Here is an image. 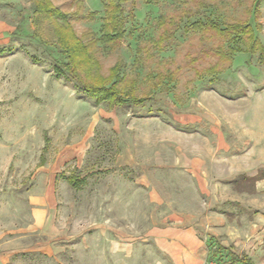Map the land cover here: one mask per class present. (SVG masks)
<instances>
[{
  "label": "rangeland",
  "instance_id": "374dc122",
  "mask_svg": "<svg viewBox=\"0 0 264 264\" xmlns=\"http://www.w3.org/2000/svg\"><path fill=\"white\" fill-rule=\"evenodd\" d=\"M142 1L120 5L117 15L125 18V36L114 52L90 49L99 63V75L105 77L119 67L126 82L122 86L127 89L134 81L133 95L148 98L142 105L110 109L105 104L95 106L75 82L55 78L53 66L64 56L54 35L55 21L35 14L37 3L0 0V19L14 29L9 42L0 44V249L42 239L30 229L36 200L48 189L56 202L57 226L69 228L71 235L72 227L95 228L70 241L56 259L31 254L25 264H57L56 260L105 264L112 258L109 241L116 236L105 234L100 226L125 221L130 226L138 212V223L146 230L151 206L145 191L137 188L136 193L132 185L143 173L140 165L151 164L154 151L164 165H171L180 153L175 144L181 153L191 146L188 153L200 157L207 135L216 128L235 152L234 157L224 155V167L231 168L253 149L239 133L252 131L264 138V0H158L152 5ZM48 2L68 15L84 43L89 42V34L98 36L104 1ZM161 15L164 29L156 23ZM208 20L221 28L239 26L233 34L246 24L253 26L254 53L244 45L231 61L218 60L223 72L204 73L217 62L215 52L228 54L232 46L227 33L217 36L209 28L184 29ZM176 23L180 26L172 35ZM161 31L171 33L166 46L159 44ZM78 73L85 75L81 69ZM42 158L45 163L40 166ZM131 158L140 165H125ZM167 174L172 181L183 179L175 170ZM70 175L85 178V184L70 188L66 181ZM223 189L217 205L200 203V212L223 216L225 231L215 243L247 256L251 264H264V180L254 186L241 181L236 187L225 182ZM130 196L138 203H130ZM230 229L238 233L232 243L226 235ZM206 264L230 263L207 260Z\"/></svg>",
  "mask_w": 264,
  "mask_h": 264
},
{
  "label": "crops",
  "instance_id": "0c3cea01",
  "mask_svg": "<svg viewBox=\"0 0 264 264\" xmlns=\"http://www.w3.org/2000/svg\"><path fill=\"white\" fill-rule=\"evenodd\" d=\"M13 30L8 22L0 19V44L9 42ZM251 132L238 134L239 138L249 140L253 149L241 156L242 163H236L231 168L224 167V155L234 157L235 152L231 151V146L225 143L224 135L216 128L211 129L207 135L209 139L205 140L200 157L188 153L191 146H187L184 149L186 152L181 153V148L174 147L175 144L173 148L176 153H180L176 154L171 165L160 162L161 157L157 151L152 153L151 164L146 166L142 167L132 158L130 163L126 162L125 165L130 167L140 165L143 171L132 187L136 193L137 188H140L147 195V203L151 206L148 214L150 225L144 230L138 223L137 212L135 223L130 226L127 221L124 225L109 222V226H100L99 229H103L105 234L116 236L113 241H109L108 251L112 258L105 264H206L207 244L215 242L225 227L220 213L200 212V203L207 204V207L217 205L225 182L231 183L242 175L254 177L259 170L264 169V138ZM185 135L188 137V134ZM172 170L183 178L182 181H172L165 177ZM130 197V203H138L137 198ZM36 204L30 232L42 239L29 244L15 242L5 246L0 249V264H25V258L31 254L55 258L65 252L70 241L76 242V237L95 229L89 227L81 231L78 226L72 227L71 235L69 228L57 226L56 202L50 189L38 197ZM141 219L139 216V221ZM226 235L230 243L238 237L234 229L228 230ZM56 263L61 264L57 260Z\"/></svg>",
  "mask_w": 264,
  "mask_h": 264
},
{
  "label": "trees",
  "instance_id": "16d2710c",
  "mask_svg": "<svg viewBox=\"0 0 264 264\" xmlns=\"http://www.w3.org/2000/svg\"><path fill=\"white\" fill-rule=\"evenodd\" d=\"M33 1L37 3L34 6L35 14H41L46 19L55 21L54 35L59 44L60 51L64 56L63 62H57L53 66L55 78H66L75 82L79 86L80 91L90 100H92L95 106L105 104L110 109H116L126 104L142 105L145 101H147L148 98H136L133 95L135 85L134 81L128 82L130 86L127 89L125 88L127 85L122 86V84H126V82L123 80L124 76H121L120 74L121 68L116 67L111 69L109 74L105 77L99 75V63L94 57L93 53L90 51V49L94 47L95 50L97 48H102L107 52H114L119 47L125 36V18L122 16V14L117 15V13L121 10L120 5L128 0H102L104 1L103 6L105 17L102 20L98 36L94 33H88L89 35L87 34V37H90L89 42L87 41L88 44L87 42L84 43L83 40L76 36L68 19V15L55 11V9L49 5L48 0ZM157 1L158 0H143L142 2L144 4L152 5L157 3ZM156 23L158 28L161 27V29H164L166 26V22L162 15L158 17ZM178 25L180 26L179 23H176V27L172 35H175V33L178 31ZM238 27L239 26L221 28L210 20L205 23L197 21L184 26L185 30L194 29V31H198L202 30V28L205 30H207L206 28H209L210 30H213L217 36L223 35L224 33L230 35L229 40H231L233 48L232 46L228 47V54H224L220 50L215 52L217 62L211 67L205 69L203 71L204 73L215 74L223 72L218 60L221 61L227 57V59L231 61L235 53H241L244 50L242 49V46L244 45L248 46L249 48V50L246 51L251 54L254 53L253 49L255 46H257L254 27L246 24L242 26L241 32L243 33L238 32L233 34L232 31L237 30ZM246 30L249 33L248 35L245 34ZM160 34L162 35L159 41L162 42L159 44L166 46L167 40L165 39H168L171 33L167 31H161ZM242 35H246L248 41ZM248 42H250V44ZM162 50L163 48L160 51ZM2 53L3 52L0 50V55ZM80 69L84 72V77L79 76L78 70ZM167 76L168 78H172L170 74ZM120 86H122L124 89V92L122 93L119 89ZM44 142L45 145H48V138L46 136L44 137ZM44 149H46V146ZM44 163L45 160L42 158L40 166H43ZM262 180H264V169L259 170L254 177H246L244 175L239 176L237 179L231 182V185L236 187L241 181H244L249 183L251 186H254L255 183ZM66 181L68 186L72 189H78L85 184V178L78 179L73 175L68 176ZM207 260L215 262L225 260L226 263L230 264H251V261L247 256L236 255L229 248L223 247L215 242H209L207 244Z\"/></svg>",
  "mask_w": 264,
  "mask_h": 264
}]
</instances>
